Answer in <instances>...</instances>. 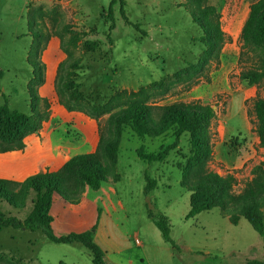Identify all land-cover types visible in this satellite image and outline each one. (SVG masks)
Wrapping results in <instances>:
<instances>
[{
	"label": "rangeland",
	"instance_id": "obj_1",
	"mask_svg": "<svg viewBox=\"0 0 264 264\" xmlns=\"http://www.w3.org/2000/svg\"><path fill=\"white\" fill-rule=\"evenodd\" d=\"M109 1L0 0V105L5 95L10 109L30 112L27 87L30 84L36 88L38 81L32 79L29 60L40 62L49 39L56 36L65 55L55 79L58 102L68 98L69 91L63 89L62 81L69 76L81 96L80 103H71L83 105L84 110L99 106L97 118L85 111H73L81 113L84 121L92 119L97 129L100 125L104 131L109 114L132 103L200 100L210 104L216 116L211 124L213 157L209 166L220 174H234L238 180L235 188L240 190L251 176L252 166L264 161V151L258 148L251 123L253 117L246 113L257 94L264 96V80L259 85H248L239 77L240 71L250 68L254 61L253 53L242 46L240 29L256 0H208L220 12L226 38L218 60L207 62L200 60L204 49L199 40L202 32L183 6L185 0H125L127 17L138 23L143 32L125 24L116 3L115 28L108 38L110 21L101 13L108 8ZM74 34L81 38L76 43L71 39ZM85 42L96 44L87 47ZM71 72L73 76L69 75ZM60 129H65L69 137H78L75 127L67 125ZM172 141L171 130L142 138L124 127L115 170L123 178L115 185L117 196L113 200L121 199L125 209L113 213V221L107 226L106 263L244 264L252 259L264 260V235L258 234L246 219L240 218L233 225L218 207L185 218L190 192L180 185L177 164L184 162L180 154H188L187 135L181 137L179 148L171 150L162 162L148 163L136 155L140 145L147 152H157ZM144 172L157 180L148 196L143 194ZM96 194L91 191L82 205L75 207L54 202L52 231L79 233L97 225L104 216L100 214L101 202L94 206L92 201ZM34 196L30 191L22 208L1 200L0 209L5 216L23 220L32 208ZM148 208L168 217L176 249L172 250L163 240L147 216ZM61 261L93 264L91 252L81 243H54L40 230L5 227L0 232V264Z\"/></svg>",
	"mask_w": 264,
	"mask_h": 264
},
{
	"label": "trees",
	"instance_id": "obj_2",
	"mask_svg": "<svg viewBox=\"0 0 264 264\" xmlns=\"http://www.w3.org/2000/svg\"><path fill=\"white\" fill-rule=\"evenodd\" d=\"M119 3V11L125 24L143 32L138 23H133L127 17L125 0H110L108 8L101 15L109 20L108 38L115 28L114 5ZM183 6L188 11L191 20L201 29L199 37L204 49L200 56L202 62L209 59L218 60L226 38L221 28L218 8L208 3V0H185ZM72 43L80 40V35L74 34ZM242 46L254 55L253 65L241 70L239 77L248 85H259L264 80V0L254 1L240 29ZM95 42H85L91 47ZM33 68L32 79L43 81V64L41 61L29 60ZM63 65L62 62L59 67ZM73 64L72 66H76ZM72 73V74H71ZM69 75L73 76V72ZM2 77V72H0ZM63 89L69 91L68 98L59 99L68 111L80 110L92 118H97L99 106L84 110L79 105L80 94L74 89L75 83L69 76L62 81ZM30 112L23 113L12 110L8 106L7 97L0 105V152L20 148L27 135L37 132L42 123L48 120L49 102L41 98L36 88L28 84ZM122 93H125L123 90ZM133 93V92H132ZM80 103V102H79ZM247 115H251L254 132L258 138V146L264 148V96L257 94L247 106ZM216 116L212 105L200 100L175 101L166 104L136 102L127 107L113 111L106 119V130L98 127V141L94 151L72 155L56 171H41L31 174L22 181L0 178V201L22 208L24 200L33 191L32 208L28 215L20 220L15 216H5L0 209V232L5 227L16 229L40 230L54 243H81L92 256L93 264H107L105 251L95 242L93 231L85 230L79 233L55 234L51 229L53 217L50 213L54 197H59L66 203L76 204L83 192L88 189L98 191L109 177L117 181L119 174L115 172L118 162L119 144L124 127L139 137H157L172 131L173 141L157 152H147L143 145L136 149V155L145 162H162L171 150L179 148L183 135L188 136V154H180L184 162L177 164L181 171L180 185L190 192L188 219L201 211L218 207L221 215L227 217L231 224L237 225L240 218L246 219L251 227L260 235L264 234V161L254 164L250 177L243 182L240 190L236 176L232 173L220 174L210 168L213 157L211 124ZM145 184L144 196L155 189L157 180L148 173L143 174ZM147 216L161 233L163 240L171 249L177 245L170 236L168 217L163 213L154 214L150 208ZM59 264H64L62 261ZM244 264H264V260L252 259Z\"/></svg>",
	"mask_w": 264,
	"mask_h": 264
},
{
	"label": "crops",
	"instance_id": "obj_3",
	"mask_svg": "<svg viewBox=\"0 0 264 264\" xmlns=\"http://www.w3.org/2000/svg\"><path fill=\"white\" fill-rule=\"evenodd\" d=\"M59 46L60 42L58 38L52 36L40 60L43 64V81L36 86L38 95L41 98L47 99L50 104L49 118L42 123L41 128L37 132L27 135L24 138L22 147L0 152V178L22 181L27 176L37 172L56 171L72 155L92 152L96 148L98 141L97 124L95 122L92 123V119L84 121L81 119V113L68 111L58 102L55 93V79L59 63L65 58ZM67 125L78 129L77 138H74L72 135L69 137L65 129L61 131L60 127ZM256 141L258 143L257 136ZM84 148L87 151H81ZM258 148L260 151H264V148ZM122 178L121 174L120 179L117 181L109 177L108 181L104 182L98 191H95L98 194L92 197L94 206L99 201L102 204L100 214L104 218L95 225L93 237L95 242L105 251V257L107 256L105 246H108L107 239L109 238L106 230L107 226L113 221V213L125 209L121 199L116 197L117 199L113 200L114 195L117 196L115 185ZM91 191L86 190L83 192L78 203L67 204L70 207L82 205L83 200L90 195ZM56 201H60L59 203H62L61 205L66 207L64 205L66 202L59 197H54L53 203Z\"/></svg>",
	"mask_w": 264,
	"mask_h": 264
},
{
	"label": "built area",
	"instance_id": "obj_4",
	"mask_svg": "<svg viewBox=\"0 0 264 264\" xmlns=\"http://www.w3.org/2000/svg\"><path fill=\"white\" fill-rule=\"evenodd\" d=\"M135 241H136V243H139L138 239H136Z\"/></svg>",
	"mask_w": 264,
	"mask_h": 264
}]
</instances>
